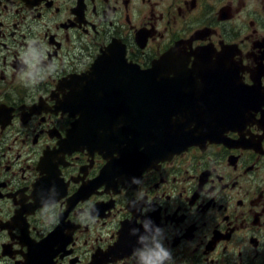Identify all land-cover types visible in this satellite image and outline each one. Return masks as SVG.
Returning <instances> with one entry per match:
<instances>
[{
    "label": "flooded vegetation",
    "instance_id": "obj_1",
    "mask_svg": "<svg viewBox=\"0 0 264 264\" xmlns=\"http://www.w3.org/2000/svg\"><path fill=\"white\" fill-rule=\"evenodd\" d=\"M145 85L202 138L96 133ZM157 228L173 264H264V0H0V264H137Z\"/></svg>",
    "mask_w": 264,
    "mask_h": 264
},
{
    "label": "water",
    "instance_id": "obj_2",
    "mask_svg": "<svg viewBox=\"0 0 264 264\" xmlns=\"http://www.w3.org/2000/svg\"><path fill=\"white\" fill-rule=\"evenodd\" d=\"M152 94H153V89L147 88L146 85L144 86L143 89L140 87H136L133 90H128L127 93L125 92L122 93V101L124 103L127 102L131 104L128 105L125 112V114L129 118L128 122H136L135 120L139 121L136 126L128 125L127 133L135 134L137 132L139 134H144V135H148V134L152 135L156 133V134H160L161 136V137H143L139 140V142H142L144 144V150L142 153L144 157H149L150 155L155 154L159 156V158L163 159L168 156H171L175 152L187 148L188 145L198 142L202 138V137H181V135L193 134L198 132L197 128H193V129L190 128L191 122L186 120V118L190 117L191 115L198 113V111L193 110L194 108L193 109L183 108L176 103H175L176 107L172 108L167 103L169 102V100L166 99V100H161L160 109H156V110L148 109V108L141 109V106L144 104L146 105L152 104V97H150L153 96ZM125 98H127L126 102L124 101ZM163 104H166L167 107L162 106ZM137 106H139V108L136 112ZM109 111H110V107H108L107 113ZM157 114H159V117L155 116ZM140 115H142L143 117H141ZM112 124L113 123H110V127L108 128V125L104 124L103 122L96 123L95 126L96 133L99 132L109 133V132H114L116 130L120 131L121 129H123V126H119L115 124L112 125ZM97 125H99V127H97ZM158 128H159V133H158ZM153 130L155 131L153 132ZM122 132L124 131L122 130ZM162 135H170V137H163ZM173 135H175V137H173Z\"/></svg>",
    "mask_w": 264,
    "mask_h": 264
},
{
    "label": "clouds",
    "instance_id": "obj_3",
    "mask_svg": "<svg viewBox=\"0 0 264 264\" xmlns=\"http://www.w3.org/2000/svg\"><path fill=\"white\" fill-rule=\"evenodd\" d=\"M20 59L29 65V70L20 74V78L26 83H32L33 70L36 65L28 54L22 53ZM139 243L143 248L134 250L133 255L137 264H173L172 253L163 244L162 230L157 228L155 234L140 237Z\"/></svg>",
    "mask_w": 264,
    "mask_h": 264
}]
</instances>
